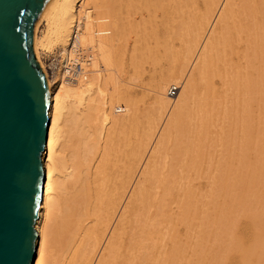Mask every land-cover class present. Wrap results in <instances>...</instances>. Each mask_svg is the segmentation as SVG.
Masks as SVG:
<instances>
[{"label": "bare ground", "instance_id": "1", "mask_svg": "<svg viewBox=\"0 0 264 264\" xmlns=\"http://www.w3.org/2000/svg\"><path fill=\"white\" fill-rule=\"evenodd\" d=\"M31 52L50 104L34 264H264V0H52Z\"/></svg>", "mask_w": 264, "mask_h": 264}, {"label": "water", "instance_id": "2", "mask_svg": "<svg viewBox=\"0 0 264 264\" xmlns=\"http://www.w3.org/2000/svg\"><path fill=\"white\" fill-rule=\"evenodd\" d=\"M52 0H0V264H34L49 91L31 52Z\"/></svg>", "mask_w": 264, "mask_h": 264}, {"label": "rangeland", "instance_id": "3", "mask_svg": "<svg viewBox=\"0 0 264 264\" xmlns=\"http://www.w3.org/2000/svg\"><path fill=\"white\" fill-rule=\"evenodd\" d=\"M166 2V1H165ZM165 4H167V3H165ZM165 7H167V5H165ZM158 9V10H157ZM156 10H155V12H154V14L156 15V16H154V18H153V16L151 17V19L148 17L149 15L146 13V12H144L145 13V15H144V13H142L143 14V20H144V22L146 21L147 23H148V21L147 20H149L150 19V21H151V23H150V21H149V23L152 25V28H155V29H157L158 28V32L159 33H161V31H163V30H166L165 29V27L164 28H162L163 27V25L164 24H168L167 23V21L168 22H170L169 20H165V19H163L162 18V16L164 17V18H166V15L164 16V15H162V14H166V12L163 10V9H160L159 7L157 8ZM141 11V10H140ZM157 11V12H156ZM139 13V11L137 12L136 11V14H135V12H133L132 14H130V17L133 19V20H131V18H129V22L128 21H125V22H128L130 25L132 24L133 26H132V29H134V26H137V27H139L142 23H141V21H143V20H140L141 18H140V15L138 14ZM135 14V15H134ZM137 14H138V16H137ZM153 14V15H154ZM132 15H133V17H132ZM146 15H148V16H146ZM158 15V16H157ZM128 17L129 16H127V20H128ZM145 17H147V19L145 18ZM168 17V16H167ZM152 18H153V20H152ZM124 19H126V18H124ZM160 19H161V21H160ZM167 19H170L169 17L167 18ZM136 20H138V21H136ZM133 21V23H130V22H132ZM152 21H153V24H152ZM162 21H163V24H162ZM138 22V23H137ZM137 23V25H135ZM139 24V25H138ZM156 24H157V27H156ZM161 24H162V26H161ZM144 25V24H143ZM142 25V26H143ZM142 26H140L138 29L135 27V30H132V32L133 31H135V33H138L139 35H137V36H141L142 37V33L143 32H141V29H142ZM159 26H161V27H159ZM165 26H167V25H165ZM150 27V26H149ZM143 30V29H142ZM164 32V31H163ZM134 33V34H135ZM142 34V35H141ZM135 37L134 35H131L130 36V38H129V43H128V57H127V60H128V67L129 68H127L126 67V72L124 71V73H122L121 74V76H122V78L126 81V83H127V81L128 80H130L131 81V79H132V81L131 82H135V86H133V84H132V86L130 87V86H128V87H130L131 89H133V91H134V93H135V95H134V100L137 102V106L139 107V109L140 110H144L143 112L145 113V108L148 110H146L147 112H149V109H150V111H152V108L154 109V107L156 106V103H155V101H156V99H154L155 98V96H156V94L154 93H152L153 91H149V89H147L145 86H148L151 90H152V87H153V85L151 84L152 82H151V76H150V74L146 71V72H144L143 74H142V72H140V73H136V69H135V67H133L134 68V70H135V74H134V70L131 68L132 66H129V62H130V55H131V53L130 52H133V48L135 47L133 44L135 43V41L132 39L133 37H135L134 39L136 40V43H138L137 42V39H139V37ZM153 41L151 40V43H152ZM133 43V44H132ZM135 43V45L136 46H139L140 44L138 43V44H136ZM134 46V47H133ZM141 46V45H140ZM132 47V48H131ZM130 53V54H129ZM53 59L51 58V56H47L46 58H45V67H46V69H47V72H48V74L53 78V79H55L56 78V75H55V72L53 73L52 71H51V69L52 68H50L51 67V61H52ZM149 66V64H146L145 65V67L147 68ZM129 70V71H128ZM128 71V72H127ZM134 74V76H132V75ZM136 74H139L138 75V78L137 77H135V75ZM137 76V75H136ZM140 76L142 77L141 79H140ZM126 77V78H125ZM131 77V78H130ZM132 77H135V78H137L136 80L134 79V78H132ZM134 79V80H133ZM56 80V79H55ZM59 80H57V81H55V86L56 87H58L59 86V82H58ZM130 81H128V82H130ZM139 81V82H138ZM151 83H150V82ZM144 83V84H143ZM150 83V85H148ZM173 84V83H172ZM177 84V83H176ZM175 84V82H174V85H176ZM180 84V83H179ZM126 85V84H125ZM143 87V88H142ZM146 90H148V91H146ZM143 91H144V93H143ZM145 94V95H144ZM155 95V96H154ZM136 96V97H135ZM176 97V96H175ZM174 98V97H173ZM154 100V101H153ZM153 102V103H152ZM154 103H155V105H154ZM150 104L152 105L153 104V106H152V108H149V107H151L150 106ZM149 108V109H148ZM151 113V112H150ZM203 182H206V180L205 181H203ZM181 230H182V232H183V228H181Z\"/></svg>", "mask_w": 264, "mask_h": 264}, {"label": "built area", "instance_id": "4", "mask_svg": "<svg viewBox=\"0 0 264 264\" xmlns=\"http://www.w3.org/2000/svg\"><path fill=\"white\" fill-rule=\"evenodd\" d=\"M178 92H179L178 89H176V88H172V89L170 90V92H169V95H170L171 97H174V96H176V94H177Z\"/></svg>", "mask_w": 264, "mask_h": 264}]
</instances>
